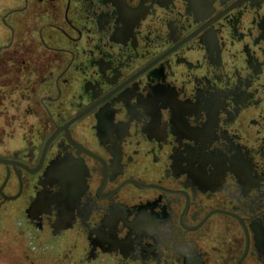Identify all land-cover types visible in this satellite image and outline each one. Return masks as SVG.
Returning a JSON list of instances; mask_svg holds the SVG:
<instances>
[{"label":"flooded vegetation","instance_id":"1","mask_svg":"<svg viewBox=\"0 0 264 264\" xmlns=\"http://www.w3.org/2000/svg\"><path fill=\"white\" fill-rule=\"evenodd\" d=\"M0 264H264V0H0Z\"/></svg>","mask_w":264,"mask_h":264}]
</instances>
